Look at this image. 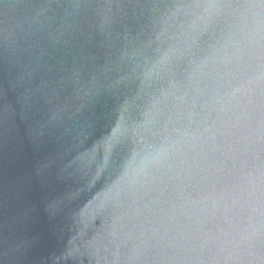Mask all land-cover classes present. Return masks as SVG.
Instances as JSON below:
<instances>
[{
    "label": "water",
    "instance_id": "95a60500",
    "mask_svg": "<svg viewBox=\"0 0 264 264\" xmlns=\"http://www.w3.org/2000/svg\"><path fill=\"white\" fill-rule=\"evenodd\" d=\"M253 4L0 0V264H264ZM82 141L110 167L71 195Z\"/></svg>",
    "mask_w": 264,
    "mask_h": 264
},
{
    "label": "clouds",
    "instance_id": "9594fccd",
    "mask_svg": "<svg viewBox=\"0 0 264 264\" xmlns=\"http://www.w3.org/2000/svg\"><path fill=\"white\" fill-rule=\"evenodd\" d=\"M189 8H200V4H190L187 5ZM254 9L252 14L253 22L257 29H259L262 25H264V0H259V4H253L249 6ZM179 11V8L177 9ZM195 15V13H193ZM196 37L193 36L191 40L190 50H186L183 52H175L172 53V59L179 60L184 55H192L195 56L197 53L193 51L196 47ZM132 142L131 143H123V144H115L113 146V152H126L131 150L133 153V158L139 155L137 149L141 146L142 134L138 129L133 128L131 132ZM80 148L85 149L86 151H82L81 155L77 157V164L74 170L76 177V184L72 188L71 195H75L76 189L80 188L82 190H86L89 184L96 179L99 178L101 171L110 167V157L105 156L103 161H101L99 154L93 155L94 150L88 149V145L83 141L80 145ZM79 150V149H78ZM113 154V153H112ZM112 236V240L109 243H113L115 240V233H110ZM27 242H23L22 244H14L10 251L16 252L21 247H26Z\"/></svg>",
    "mask_w": 264,
    "mask_h": 264
}]
</instances>
